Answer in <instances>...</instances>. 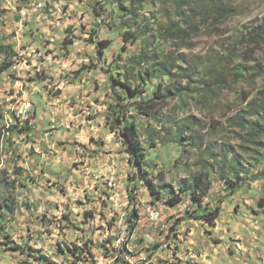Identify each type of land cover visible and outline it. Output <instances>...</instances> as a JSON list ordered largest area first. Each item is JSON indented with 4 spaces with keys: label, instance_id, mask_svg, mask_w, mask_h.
<instances>
[{
    "label": "rangeland",
    "instance_id": "374dc122",
    "mask_svg": "<svg viewBox=\"0 0 264 264\" xmlns=\"http://www.w3.org/2000/svg\"><path fill=\"white\" fill-rule=\"evenodd\" d=\"M39 1L45 2H33ZM57 1L67 2L63 11L69 14L60 13L66 27L50 28L61 38L53 42L52 49H47L50 44L47 35L39 29L35 31L37 24L44 20L47 7L33 10L31 1L0 0V47L12 45L17 50L13 56H7L0 49V66L5 59H11L6 71L18 67L19 78L26 79L13 78L8 82L4 80L7 73H0V264H43V260H36L41 255H47L55 264H70L69 258L75 264H97V258L85 257L91 255L92 243L82 228L90 223L84 232L98 229L99 240L105 229L103 245L111 256H119L121 246L124 256L136 258V251H145L144 246L153 243L147 235L158 239L159 229L144 220V216L137 220L133 236L128 235L127 215L134 206L141 215L143 203L152 199L124 151L118 134L121 126L111 128L116 105L128 116L137 115L129 99L119 98V95L125 96L124 89L118 85L113 88L110 75L121 81L128 76L133 85L142 84L135 74L145 71L153 62L171 64L173 72L179 75L156 77L154 83L143 85L144 94H151L160 82L168 86L175 83L185 90L182 97L172 96L168 100L161 123L137 116L141 139L146 140L143 143L145 168L156 180L162 175L176 191L182 181L203 173L204 180H212L203 206L213 209L220 205L221 210L215 224L209 226L195 217L197 207L186 194L175 206L160 200L164 204L163 223L169 233L162 231L164 241L153 246L156 261H140V264H264V135L251 133L237 124L239 115H244L246 121L257 118L248 115V103L264 89V42L260 45L252 42L254 33L264 27V0H224L232 10L223 12L222 16L210 15L203 9L194 11L190 21L193 35L185 42L181 37L166 41L156 28L141 33L139 28L148 23L147 16H157L151 21L157 26L166 24L169 18L157 13L161 0H146L135 26L141 36L134 45L122 40V33L127 30L123 24L132 22V15L126 12L122 17L119 9L120 3L129 4L127 0ZM8 2L12 7L5 9ZM18 4L21 8L27 6L24 15L19 12ZM45 22L43 25L49 26L47 19ZM152 35H158V40ZM63 36L76 43L66 46ZM104 40L110 42L106 49L99 44ZM230 41L238 43L236 51L228 46ZM69 47L73 49L71 54ZM46 49L47 53L58 55L57 65L64 64L62 58L68 59L77 64L75 70L84 71L87 77L85 89L91 96L89 101L83 105L80 115L74 114L62 123L57 120L60 107L55 108L52 103L57 98L53 94L61 92L55 88L57 79L48 73L52 70L42 73L32 66L28 80L25 68L28 61L19 59L21 52H31L30 59L36 62L35 54ZM141 51L155 57L132 71L137 66L134 58ZM93 81L97 88L92 95ZM23 93L32 108L26 117L20 115L18 106L23 104V97L19 98ZM76 119H80V127L84 128L74 125ZM182 120L190 127L186 136H195L197 142L181 145L173 141ZM27 121L38 125L39 132L35 127L31 136L9 130L15 123ZM153 138L157 147L151 150L149 142ZM223 143L232 145L235 153L250 164L249 173L241 175L233 194L215 170L209 174L211 179L205 178L209 164L213 163L206 152L213 148L212 154L221 157ZM43 154L44 160H40L39 155ZM112 179L114 183L110 185ZM8 196L13 199L11 211L4 205ZM64 214L69 216L68 220ZM46 239L52 240L56 248L49 249V243L41 245ZM124 242L127 249L122 246ZM133 242L137 247L133 248ZM15 245L29 248L35 257L10 249ZM75 246L83 248V256L80 253L83 260L69 257L68 248L76 251ZM152 251V247L147 250ZM108 253H101L98 263L118 264L109 260Z\"/></svg>",
    "mask_w": 264,
    "mask_h": 264
},
{
    "label": "trees",
    "instance_id": "16d2710c",
    "mask_svg": "<svg viewBox=\"0 0 264 264\" xmlns=\"http://www.w3.org/2000/svg\"><path fill=\"white\" fill-rule=\"evenodd\" d=\"M127 1L129 2V4H123L122 2L119 4L120 5L119 9L122 10L123 12L122 17H124L126 12L131 14L132 22L128 21L123 24V27L127 30H125L122 33V40L126 44L134 45L140 39L141 36L138 32V28H135L136 24L139 23V16H140L139 11L145 8V4L147 3V1L146 0H127ZM160 4L161 5L159 6V10H157L158 11L157 13L165 14L166 16H169L167 23L166 24L161 23L159 26H157L156 22H151L152 20L156 19L157 16L150 15L147 16L146 19L148 23H146L144 26L140 27L139 29H142L141 33H146L148 31H153L156 28L159 31L160 35L166 41L181 37L182 41L185 42L190 37V35H193L192 32L190 31L192 27L190 21L192 18V13L194 11L203 9L206 10L208 13H210V15L222 16L223 12L232 10L230 6L225 5L224 0H161ZM48 7L50 8L51 6ZM48 7L46 8V12L48 11ZM170 7L173 8V11L171 12H170ZM92 34L93 36H95L97 35V32L94 31ZM151 37L155 38L156 41L159 38L158 35L157 36L152 35ZM252 42L255 45H260L261 43L264 42V27H261L260 31L258 30L256 33H254ZM73 43H74V39L72 38H65L63 40V44H65L66 46L73 45ZM228 43H229L228 46L233 47L235 51L238 49V43H236V41H230ZM99 44L102 46L103 49H106L108 46H110V42L107 40L100 41ZM0 49L1 50L4 49L7 52V56H13L17 51L13 49L12 45L1 46ZM67 50L70 51V49ZM99 53L101 54L102 51H99ZM116 57L117 56H114L113 59H116ZM150 57H152L153 59L155 55L149 56L147 53L143 51L139 52L138 56L134 58V61L137 66L131 68V70L134 71L138 67H142V65L145 62H147ZM11 63H12L11 59H5L3 64L0 66V73H7L5 71L9 69ZM47 67H49V65L43 66V68L40 71H42V73L45 71L46 73ZM173 69L174 67L171 66V64L170 65L167 64L166 62L164 63L153 62L150 64V66L147 67V69H145V71L142 70L139 72L137 71V74H135V76H137L138 80L142 83V84L139 83L137 85H133V82L130 80L128 76H126V78L123 81L117 79L114 75H110V78L112 79L113 82L112 84L113 88L114 85L115 86L118 85L122 89H124L123 93L125 96L119 95V98L129 99L131 101L130 105L134 109L135 114L137 116L150 117L153 119V121L161 123L163 121L162 110L167 105L168 100L172 96L180 95L182 97V93L184 92L185 89L182 91V89H180L175 83H172L170 84L171 86H168L167 84L160 82L158 84H155V88L151 94H144L146 90L145 88H143V85H146L148 83H154L153 81L158 76L161 77L178 76L179 74L177 72H173ZM49 92H51V90H49ZM60 93L61 92L58 91L53 95L58 97ZM248 105H249V108L247 110L248 115L256 116L257 118H255L254 120L246 121L244 115H239V120L237 121V124H239L243 129H250L249 131L251 133L254 134L256 133L257 135L263 136L264 135V89L261 90L257 98L251 100L248 103ZM28 115L29 113L26 116ZM137 116H128L126 113L121 112L118 109V106L116 105L111 117V128L115 130L119 128V126H121V128L118 130V134L122 138V143L125 148L124 151L129 155V162L130 163L132 162L133 166L136 168L137 175L138 173H140L141 180L144 182L151 196L152 199L151 202L154 203L156 201H160L164 199L167 204L171 206H175L182 201L183 199L182 195L186 194L191 204L197 207V209L194 211L195 217L199 220H203L204 223H206L207 225L213 226L215 224V221L220 216L221 206L217 205L213 209L207 206H203L204 197L207 196L210 188L212 187L211 185L212 180L211 181L204 180L203 173L196 174L193 175L192 178H190L189 180L185 179L184 181H182L179 190L176 191L173 185L165 182L164 177L162 175L159 176L158 180L152 178L149 172L146 170L144 164L146 158L145 155L146 148L144 147L143 143L144 142L146 143V140L142 141L141 139L140 125ZM30 123H31L30 121H27L26 123L23 124H19V122H17L13 124L9 130L12 132L17 130L20 134L26 133L29 136L31 132L34 130V125ZM189 129H190L189 125L185 122V120H182V123L177 127V131L174 134L173 141H176L178 144L181 145H186L187 142H189L190 144H192L193 142H197L198 139L195 136L193 135L186 136ZM148 132H150V130ZM156 138L151 139V141L149 142V148L151 150L157 147ZM213 150L214 149L212 148L211 151L206 152L207 155H210L213 163L209 164L205 172L206 175L205 178L211 179L209 174L213 173L215 170V172L222 175V177L225 179V183L227 184V187L229 188V193L233 194L238 187L237 181H240L241 175H246L249 173L250 164L246 163L242 158H240L233 150L232 145L228 143L222 144L221 157L212 154ZM21 171L22 169L19 168L18 172ZM12 203H13V199L11 196H8V198L4 200V205L7 211H11L13 209ZM102 213L103 212H101V214ZM64 216L65 219L67 220L69 219L68 215L64 214ZM139 218H140L139 210L134 206L126 217L129 223L127 230H128V235L130 237L133 236L134 231L136 230L137 220ZM109 224L112 225V222H109ZM108 228L110 227L108 226ZM96 232H98V230ZM165 233L168 234L169 231L167 230ZM164 239L165 238H162L161 242H154L152 243L153 245L151 244L148 247H145L147 248L146 250H150L152 247L153 251L151 252V254L156 253V250L153 248V246H158V244L162 243ZM2 243L6 244V242H2ZM84 244H86V242ZM126 245L127 244L124 242L122 245L124 249H127ZM53 247L56 248V244H54ZM75 247H78L76 248V251H73L71 247H69L70 249L66 247L68 248V252L70 255L69 257H74L83 260L82 258L83 248L81 246H75ZM10 249H15L17 251H20L22 254H25V252H27L29 257L34 256V254H32L29 248L25 246L15 245L14 248H10ZM59 251L62 250L59 249ZM80 253L82 254V256H80ZM69 259L71 260L70 264H75L74 260H72L71 258ZM36 260L38 261L45 260L44 262L43 261L41 262L43 264H55L51 261V259L47 255L36 256Z\"/></svg>",
    "mask_w": 264,
    "mask_h": 264
},
{
    "label": "crops",
    "instance_id": "0c3cea01",
    "mask_svg": "<svg viewBox=\"0 0 264 264\" xmlns=\"http://www.w3.org/2000/svg\"><path fill=\"white\" fill-rule=\"evenodd\" d=\"M25 1H28V2H30V1H33V0H25ZM47 0H45V2H46ZM49 1V3L51 4V5H53L54 4V6H55V13L56 14H54V13H52L51 12V10H52V8H50V10L48 11V13H46L45 15H43L44 17V19H47L48 20V22H49V26H48V24L47 25H43V23H46L45 21L46 20H43V21H40L38 24H37V28L35 29V31L37 30V29H39V31H42V32H44L46 35H47V39H48V41L50 42V44L47 46V49H52L51 47H53L52 45H53V43H51V42H53L54 40H55V36H57L58 38H59V33L58 32H55V30H54V32H52L51 31V29L50 28H53V27H55L56 25L55 24H60V21H57V16H59L60 15V13H62V7H63V4L66 6L67 5V2H64L63 4H60V3H58L59 1H57V0H48ZM61 2H62V0H60ZM45 2H42V5H44V6H47V4L45 3ZM9 3V5L8 6H4V8L6 9V8H8V7H12V3L11 2H8ZM15 4H16V2H14ZM29 5H31V3L29 4ZM73 5L71 4V5H69V9H71V7H72ZM25 7H27V6H23L22 8L20 7V4H18L17 5V8H19L20 10H19V12L22 14V15H24L25 14ZM33 10H37V9H35V8H33ZM69 12V11H68ZM66 14L65 15H67V14H69V13H67V12H65ZM82 13V12H81ZM52 15V17H49V15ZM41 17V16H40ZM26 18V16H24L22 19H25ZM40 18L39 17H37L36 18V20L38 21ZM69 19V16L67 17V20ZM28 21H31V23H32V19L31 18H29L28 19ZM35 22V21H34ZM31 23L29 24V27H30V25H31ZM62 23V25H60V26H58L59 27V29H63V27L66 25V24H64L63 22H61ZM68 23H69V21H68ZM57 27H55V29H56ZM54 29V28H53ZM51 35V36H50ZM50 36V37H49ZM46 49V50H47ZM75 50H80V48H77V49H75ZM45 50L43 51V52H37V54H35V57H37L38 58V60L36 59V62H34L33 61V59H31V62H32V65L33 66H35L36 67V69H37V71H40V69H42L43 68V66H45V65H48L49 63L48 62H50V66H52L53 64L54 65H56L55 67H50L51 68V70H52V72H51V76L54 78V79H57V82H59L60 83V89H61V93H60V95L52 102V103H54V107L56 108L57 106H59L60 108V111L59 112H57V115L58 114H60V115H58L57 116V120H59L60 121V123H62V122H64L65 121V119H69V118H72V117H74V114H77V115H80V112L83 110L82 109V107H83V105H86L85 103H87L89 100L88 99H90V97L91 96H89L88 95V93H89V91L87 90V89H85V87H86V84H87V77H86V74H84L83 72L84 71H78V70H75V67L77 66V64H75V63H70V61H68V59H65V58H62L61 59V61L62 62H64V64H62V65H60L59 63V65H57V63H56V61H57V59H58V57L57 58H55L53 55H51V54H48L47 52V55H48V57H46L45 56ZM73 52V49L72 48H70V54ZM20 57H19V59H22V58H24V59H26L27 61H28V63H27V67H29L30 66V52H21L20 54ZM42 55V56H41ZM46 57V58H45ZM40 59V60H39ZM49 59V60H48ZM50 60H53L54 61V63H52V61H50ZM42 61H46V62H44L43 64H41L42 63ZM60 61V62H61ZM36 65H38V66H36ZM67 66H68V68H67ZM61 74H63L64 76V78H62L61 77ZM66 76V77H65ZM58 77V78H57ZM60 78V79H59ZM82 79H84L83 81H82ZM21 80H26V79H24V78H19V81H21ZM80 81V82H79ZM94 82V81H93ZM51 87V86H50ZM56 88V87H55ZM96 88H97V83H95L94 82V85H93V87H92V92H91V94L93 95L95 92H94V90H96ZM94 89V90H93ZM98 92V91H97ZM23 95L24 96H26V93L24 94H22L19 98H22L23 97ZM93 101V100H92ZM95 101V100H94ZM84 102V103H83ZM33 107V106H32ZM51 109H53V108H51ZM50 109V111L52 112V113H54V111H52ZM77 117V116H76ZM80 119H76V121H75V123H74V125L76 126V127H78V128H84L83 126L82 127H80L81 126V123L79 124V122H81V121H79ZM32 123H34V121H32ZM34 125V127H35V129L39 132V130H40V128H39V126L38 125H36L35 123L33 124ZM55 126V125H54ZM56 127V126H55ZM38 132L36 133V134H38ZM29 136H31V134L29 135ZM22 138H23V136H21ZM70 141V140H69ZM55 142H57V141H55ZM40 154V153H39ZM39 159L40 160H44V159H42V158H44V154L43 155H39ZM86 182H87V180H86ZM110 185H112V184H110ZM77 209V208H76ZM79 209H82V207H79ZM88 228V226L86 225V226H84L82 229H87ZM81 230V229H80ZM84 230H83V233L85 234V236H86V232H84ZM80 235H82L83 236V234H80ZM85 238H87V237H85ZM53 240H55V239H53ZM82 239H80L79 240V242H78V244H80V241H81ZM50 241V239H46V241L45 242H43L41 245H43V246H46V243H48ZM54 244L55 243H53V244H51V245H49V249L50 248H54L53 246H54ZM133 253V252H132ZM134 255V254H133ZM136 257V256H135ZM152 262H155L156 260H151Z\"/></svg>",
    "mask_w": 264,
    "mask_h": 264
},
{
    "label": "built area",
    "instance_id": "2783aa9c",
    "mask_svg": "<svg viewBox=\"0 0 264 264\" xmlns=\"http://www.w3.org/2000/svg\"><path fill=\"white\" fill-rule=\"evenodd\" d=\"M16 1V0H15ZM31 5L37 9V10H41L44 9L46 6L42 5V2H31ZM26 8V7H25ZM52 10L51 12L55 13V6L53 5V7H51ZM50 10V9H49ZM49 17H52V15L50 14ZM60 19V18H59ZM59 19L57 18V20L59 21ZM58 25V24H55ZM57 36H55L56 38ZM30 56H31V52H30ZM45 56L48 57L47 53L45 52ZM45 57V58H46ZM32 62L30 59V66L29 67H25L27 68V73H28V80L30 79V74L33 71L32 68ZM19 71L20 68L16 67L11 71H5L7 72L6 76L4 77L5 81L11 82V80L13 78H15L17 81H19ZM56 89H60V85L56 84L55 85ZM19 112L21 111H31L32 108H28V104L25 101V96L23 95V104H19ZM114 183V179L109 181V184H113ZM163 202L161 201H156V206H148V202L143 203L142 205V211H141V217L144 216V220L149 221L150 224L155 225L158 229H159V235H158V239L156 237H153V235H147V238L149 241L151 242H159L161 241L160 239L162 238V231L167 230L166 225L163 223V218H164V209H163ZM96 211H95V215H96ZM98 218V216H97ZM142 222V220H141ZM95 223H92V226H94ZM90 226V224L88 225V227ZM125 227V225H124ZM123 227V228H124ZM98 230V229H97ZM96 230V231H97ZM88 232L87 236L89 237V239L91 240L92 243V253L91 255H85V257H90V258H97V264H101L98 263V256L101 253H108L106 251V245H103V237L105 236V229L103 230V237L101 239L98 240V232ZM50 245L52 244V240H50L48 242ZM149 245V244H147ZM137 247V245L133 242V248ZM147 247V246H144ZM109 255V253H108ZM109 260H111V262H118V264H140V261H147V260H156L155 258V253L151 254V252H147V250H141V251H136V258H127L126 256H124V250L121 248L119 249V256H111L109 255Z\"/></svg>",
    "mask_w": 264,
    "mask_h": 264
},
{
    "label": "clouds",
    "instance_id": "9594fccd",
    "mask_svg": "<svg viewBox=\"0 0 264 264\" xmlns=\"http://www.w3.org/2000/svg\"><path fill=\"white\" fill-rule=\"evenodd\" d=\"M33 1H35V0H33ZM33 1H31V2H33ZM40 2V1H39ZM46 3V2H45ZM47 4V3H46ZM54 5V4H53ZM53 5H51L50 3L49 4H47V6L46 7H48V6H51V7H53ZM21 7V6H20ZM45 7V8H46ZM50 7V8H51ZM63 7H64V4H63ZM63 7H62V12H64L63 11ZM34 8V7H33ZM44 8V9H45ZM49 8V9H50ZM49 11V10H48ZM48 11H47V13H48ZM64 14H65V12H64ZM57 18L59 19L60 18V15L59 16H57ZM44 20H46V19H44ZM58 21V20H57ZM59 21H60V24L59 25H56L55 27H58V26H60V25H62V23H61V20L59 19ZM63 26V25H62ZM55 27H53V28H55ZM64 27H66V26H64ZM64 37V39L66 38V36H63ZM61 38V36H59V38L58 37H56L55 38V40L53 41V42H55L57 39H60ZM53 42H51V43H53ZM76 42H74L73 44H75ZM46 52L48 51V50H45ZM48 54H51V55H53L55 58H57L58 57V55L57 56H55L52 52H49ZM49 65V64H48ZM47 69H50L51 70V68H50V65H49V67H47ZM49 71V70H48ZM49 74H51V72H48ZM57 84H59L60 85V83L58 82ZM61 90V89H60Z\"/></svg>",
    "mask_w": 264,
    "mask_h": 264
},
{
    "label": "bare ground",
    "instance_id": "6f19581e",
    "mask_svg": "<svg viewBox=\"0 0 264 264\" xmlns=\"http://www.w3.org/2000/svg\"><path fill=\"white\" fill-rule=\"evenodd\" d=\"M28 104V108H31V104L29 102H26ZM29 111H21L19 112L21 116H25L27 115ZM148 206H156V202L152 203V202H148ZM141 221V220H140Z\"/></svg>",
    "mask_w": 264,
    "mask_h": 264
}]
</instances>
